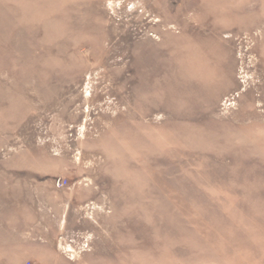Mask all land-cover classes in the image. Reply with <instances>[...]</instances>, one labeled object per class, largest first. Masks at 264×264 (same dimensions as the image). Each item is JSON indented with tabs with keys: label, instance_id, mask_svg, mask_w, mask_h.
<instances>
[{
	"label": "rangeland",
	"instance_id": "1",
	"mask_svg": "<svg viewBox=\"0 0 264 264\" xmlns=\"http://www.w3.org/2000/svg\"><path fill=\"white\" fill-rule=\"evenodd\" d=\"M264 264V0H0V264Z\"/></svg>",
	"mask_w": 264,
	"mask_h": 264
},
{
	"label": "built area",
	"instance_id": "2",
	"mask_svg": "<svg viewBox=\"0 0 264 264\" xmlns=\"http://www.w3.org/2000/svg\"><path fill=\"white\" fill-rule=\"evenodd\" d=\"M29 264V263H28Z\"/></svg>",
	"mask_w": 264,
	"mask_h": 264
}]
</instances>
